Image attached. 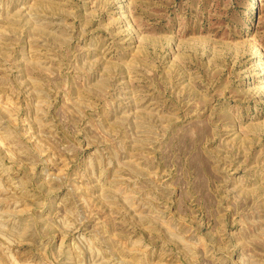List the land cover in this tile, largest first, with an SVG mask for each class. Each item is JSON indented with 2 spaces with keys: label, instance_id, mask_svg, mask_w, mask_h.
<instances>
[{
  "label": "rangeland",
  "instance_id": "obj_1",
  "mask_svg": "<svg viewBox=\"0 0 264 264\" xmlns=\"http://www.w3.org/2000/svg\"><path fill=\"white\" fill-rule=\"evenodd\" d=\"M0 264H264V0H0Z\"/></svg>",
  "mask_w": 264,
  "mask_h": 264
}]
</instances>
